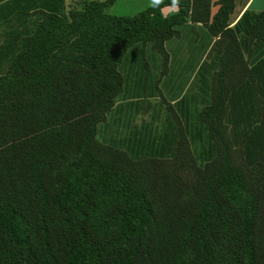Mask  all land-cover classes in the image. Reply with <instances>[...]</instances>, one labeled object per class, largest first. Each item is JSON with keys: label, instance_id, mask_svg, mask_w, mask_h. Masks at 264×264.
Segmentation results:
<instances>
[{"label": "trees", "instance_id": "16d2710c", "mask_svg": "<svg viewBox=\"0 0 264 264\" xmlns=\"http://www.w3.org/2000/svg\"><path fill=\"white\" fill-rule=\"evenodd\" d=\"M1 1L0 264H264V9L230 26L235 0L132 15L106 13L113 0ZM196 24L212 38L208 100L188 130L158 83L167 41ZM135 48L177 127L169 156L96 139Z\"/></svg>", "mask_w": 264, "mask_h": 264}, {"label": "crops", "instance_id": "0c3cea01", "mask_svg": "<svg viewBox=\"0 0 264 264\" xmlns=\"http://www.w3.org/2000/svg\"><path fill=\"white\" fill-rule=\"evenodd\" d=\"M40 1L36 0L37 3ZM211 1V13H213L216 10L215 2L217 0ZM70 2L71 0H65L64 6L66 7L64 9L73 4ZM252 3L253 0H235L234 8L229 14V25H233L245 9L260 10L252 8ZM166 11L170 13L175 11V8H167ZM211 39L206 30L196 24L193 28L188 25L181 26L179 36L167 41L168 70L159 80V92L161 98L171 105L172 112L178 117L179 122L183 124L186 121L188 130H192L193 123L197 122V120L193 121L194 117H196L199 108L208 100V92L204 90L207 85L205 86L200 82L197 73L203 53L210 45ZM132 51L134 53L128 55L120 66L121 73H123V77L125 76L124 88L113 108L117 103L129 99H139L141 97L149 101L154 100V98L157 99L160 103L159 108H161V138H159V142L162 150L166 153L167 150H170V144L174 145L175 143L177 127L161 98L151 93L150 87L145 86L156 76L158 72L157 64L151 58H149V61L146 60L147 62H144V60L139 62L137 60L138 55H140L138 54V48ZM210 67L212 66L206 67V70ZM206 72L203 74H206Z\"/></svg>", "mask_w": 264, "mask_h": 264}, {"label": "rangeland", "instance_id": "374dc122", "mask_svg": "<svg viewBox=\"0 0 264 264\" xmlns=\"http://www.w3.org/2000/svg\"><path fill=\"white\" fill-rule=\"evenodd\" d=\"M162 0H113L105 12L116 15H132ZM80 0H71L70 6H78ZM3 1L0 2L2 5ZM172 6H164L163 13ZM252 8L264 9V0H253ZM174 9V7H173ZM1 11V9H0ZM6 25V26H5ZM8 23L0 16V43L3 40ZM146 59L142 56V60ZM140 62V58H137ZM210 73V72H209ZM136 91V89H135ZM156 96V94H155ZM157 99H129L117 103L113 110L106 114L103 122L97 125L96 139L104 144L126 151L132 157L154 155L168 156L160 145L161 108Z\"/></svg>", "mask_w": 264, "mask_h": 264}, {"label": "clouds", "instance_id": "9594fccd", "mask_svg": "<svg viewBox=\"0 0 264 264\" xmlns=\"http://www.w3.org/2000/svg\"><path fill=\"white\" fill-rule=\"evenodd\" d=\"M177 2H178V0H177Z\"/></svg>", "mask_w": 264, "mask_h": 264}]
</instances>
